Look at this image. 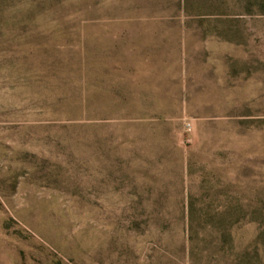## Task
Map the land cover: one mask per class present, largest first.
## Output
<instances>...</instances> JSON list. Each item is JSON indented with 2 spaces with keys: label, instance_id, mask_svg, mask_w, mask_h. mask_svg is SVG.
Wrapping results in <instances>:
<instances>
[{
  "label": "rangeland",
  "instance_id": "1",
  "mask_svg": "<svg viewBox=\"0 0 264 264\" xmlns=\"http://www.w3.org/2000/svg\"><path fill=\"white\" fill-rule=\"evenodd\" d=\"M0 264H264V0H0Z\"/></svg>",
  "mask_w": 264,
  "mask_h": 264
}]
</instances>
